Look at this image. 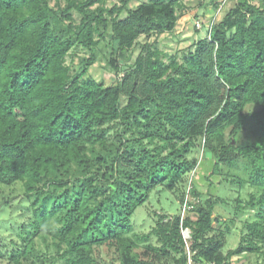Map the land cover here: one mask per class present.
I'll return each mask as SVG.
<instances>
[{
  "label": "trees",
  "instance_id": "16d2710c",
  "mask_svg": "<svg viewBox=\"0 0 264 264\" xmlns=\"http://www.w3.org/2000/svg\"><path fill=\"white\" fill-rule=\"evenodd\" d=\"M106 1L0 0V185H21L31 211L9 263L103 264L106 250L119 264H232L263 253L264 0H237L182 62L142 45L126 72L114 66V86L86 77L102 42L125 53L142 36L173 32L185 0L135 10L132 0ZM76 45L90 52L81 71L66 62ZM249 105L259 111L247 113ZM249 120L255 140L239 144ZM200 147L214 160L209 186L227 168L220 184L256 190L236 200V216L256 213L227 253L221 223L229 232L234 222L215 213L226 201L210 192L202 199L189 177ZM187 180L188 214L154 212L151 230L134 234V213L158 187L178 192L182 209ZM38 238L45 252L37 253Z\"/></svg>",
  "mask_w": 264,
  "mask_h": 264
},
{
  "label": "rangeland",
  "instance_id": "374dc122",
  "mask_svg": "<svg viewBox=\"0 0 264 264\" xmlns=\"http://www.w3.org/2000/svg\"><path fill=\"white\" fill-rule=\"evenodd\" d=\"M150 0H132L129 8L135 10L139 5L149 2ZM120 0H107L106 7L111 8L113 5H119ZM221 2V0H185V6L178 10V22L173 32H166L163 34H153L150 37L142 36L139 39L138 46L133 50L125 53L114 54L111 47L105 46L107 41L111 38H107L106 42H102L100 51L97 54V60L93 66L88 70L86 77L92 78L98 83H102L105 86H114L120 75L126 72L130 66L135 62L136 58L142 53V45L147 44L152 47L153 50L161 53V58L166 62H171L175 57L179 62L183 61L185 55L194 51L195 44L205 38H209L207 29L208 22L210 20L213 23H217L224 18L229 9L236 4L237 0H226L223 9L218 12L215 9V4ZM252 4L259 6V0H251ZM127 15L125 12L121 18ZM78 21V19H77ZM197 23H201V28H198ZM90 57V52L76 45L67 57L66 62L68 65H72L75 70L81 71L82 61L85 58ZM118 65L120 75H118L114 66ZM125 102H123V105ZM247 113H256L259 111V107L256 105H249ZM255 122L249 120L244 131L238 138L239 144H248L255 140L253 135V126ZM117 127H114L110 132V138H113L114 131ZM201 149L195 152V157L198 160V166L196 170L190 174L192 183L195 188L199 190L202 195V199H207L208 193L213 196L215 200L219 197L226 201L225 205L219 204L215 213L219 215L223 221H233L234 224L230 225V231L225 232V224L221 223V229L224 231L225 246L223 248L224 253L235 250L239 244L241 236L247 233V223L251 222L255 215V210H249L239 216L235 215L236 200L241 198L243 202L248 199L249 193H254L256 190L249 186L243 189H239L236 184L231 186L226 183H219L227 172V168L222 170V176L211 178L215 183L213 186H209V182L206 181V177L209 175L211 169L214 166V160L211 158L209 152L200 147ZM190 183L187 180L184 184L185 191L189 187ZM207 194V195H206ZM30 200L24 196L23 188L21 185L17 186H1L0 185V264H10L12 252L18 248H22L23 244L20 234L21 223L31 216L29 208ZM179 205L178 192L170 191L165 187H158L151 195L148 203L139 207L133 215L132 222L134 225V234L143 235L148 233L153 227L155 220L153 219V213H165L167 215H174L181 211ZM197 215L192 214V218L196 219ZM218 233V231H216ZM15 244H14V243ZM48 242H51L49 238ZM35 249L37 253L45 252L46 245L42 239L36 240ZM51 244V243H50ZM140 249H144V245H140ZM143 251V250H142ZM264 251V249H263ZM53 254L52 249L49 251ZM101 259L103 264H119L116 260V256L111 253H107L106 250H101ZM45 261V260H44ZM46 262V261H45ZM43 263L41 264H49ZM56 264H64L63 262H57ZM232 264H264V252L261 254H243L236 256L232 259Z\"/></svg>",
  "mask_w": 264,
  "mask_h": 264
},
{
  "label": "built area",
  "instance_id": "2783aa9c",
  "mask_svg": "<svg viewBox=\"0 0 264 264\" xmlns=\"http://www.w3.org/2000/svg\"><path fill=\"white\" fill-rule=\"evenodd\" d=\"M225 1L226 0H221V4H220V7H219V10H218V12H220L222 9H223V7H224V4H225ZM215 23H213V21L212 20H210L209 22H208V25H207V31H208V33H209V37H210V33H211V30H212V28H213V25H214ZM201 23H197V27L198 28H201ZM192 185H191V183H190V185H189V187H188V189H187V193H186V197H185V201H184V203H183V205H182V209H181V215H182V219L186 216V214H188V212L193 208V206L191 205V202L193 201V197H192V194H191V192H192ZM182 236H183V239H184V241H185V243L188 245L189 243V241L191 240V235H190V230L189 229H183L182 230ZM188 264H194L193 263V261L189 258V261H188ZM199 264H214V263H209V262H202V263H199Z\"/></svg>",
  "mask_w": 264,
  "mask_h": 264
}]
</instances>
